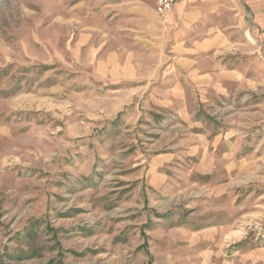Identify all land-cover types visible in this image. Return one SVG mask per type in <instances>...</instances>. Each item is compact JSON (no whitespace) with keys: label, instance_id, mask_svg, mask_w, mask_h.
Returning a JSON list of instances; mask_svg holds the SVG:
<instances>
[{"label":"rangeland","instance_id":"1","mask_svg":"<svg viewBox=\"0 0 264 264\" xmlns=\"http://www.w3.org/2000/svg\"><path fill=\"white\" fill-rule=\"evenodd\" d=\"M261 6L0 0V264H264Z\"/></svg>","mask_w":264,"mask_h":264},{"label":"crops","instance_id":"2","mask_svg":"<svg viewBox=\"0 0 264 264\" xmlns=\"http://www.w3.org/2000/svg\"><path fill=\"white\" fill-rule=\"evenodd\" d=\"M181 0H179L178 1V3L180 2ZM153 2H154V12H152V14H151V12L149 13L148 12V15L149 16H157V15H159L158 13H157V4H156V1L155 0H153ZM177 3V4H178ZM176 4V5H177ZM176 5L174 6V7H176ZM251 13H252V15H253V17H254V20H255V22H256V24H257V26L259 27V28H264V7L263 6H261V7H259V8H254V9H251ZM264 35V34H263ZM219 41H225L224 39H221V38H219Z\"/></svg>","mask_w":264,"mask_h":264},{"label":"built area","instance_id":"3","mask_svg":"<svg viewBox=\"0 0 264 264\" xmlns=\"http://www.w3.org/2000/svg\"><path fill=\"white\" fill-rule=\"evenodd\" d=\"M157 4V13L166 15L172 11L179 0H155Z\"/></svg>","mask_w":264,"mask_h":264}]
</instances>
